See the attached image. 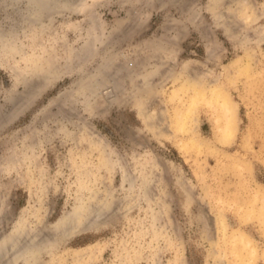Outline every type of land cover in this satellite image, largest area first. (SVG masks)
<instances>
[{"label": "rangeland", "instance_id": "374dc122", "mask_svg": "<svg viewBox=\"0 0 264 264\" xmlns=\"http://www.w3.org/2000/svg\"><path fill=\"white\" fill-rule=\"evenodd\" d=\"M69 1L0 0V240L37 237L29 264H264V0Z\"/></svg>", "mask_w": 264, "mask_h": 264}, {"label": "bare ground", "instance_id": "6f19581e", "mask_svg": "<svg viewBox=\"0 0 264 264\" xmlns=\"http://www.w3.org/2000/svg\"><path fill=\"white\" fill-rule=\"evenodd\" d=\"M67 2H70V1L69 0H29V4L32 6V8H31L32 14L41 13V10H42L44 4H50V5L55 4V6H56V5H60L61 3L62 4L65 3L66 4ZM202 97H204V96H202ZM198 99H201V98H198ZM209 100H213V102L215 103L214 104L215 107L217 108V110H219V116H220V118H222V121H223V122H221L220 127H219V133H218V137H217L218 141L223 142L225 137H226V135H228V134H231V135L235 136V134H236V120L237 119H236V114H235L236 112H235L234 107L231 105L232 101L230 100V98L228 96H224L223 98H219V94L216 93V89H215L213 91V94H212V96H211V98ZM211 104H213V103H211ZM104 205L103 206L101 205V207H104ZM98 207L101 208L100 206H97V208ZM107 207H109V206H107ZM88 210H89V208H88ZM85 211H87V209ZM82 214H84V212ZM86 214L88 215L87 212H86ZM100 214H101V212H100ZM105 214H107V212ZM93 217H94V215H93ZM263 220H264V218H263ZM61 222H62V220L61 221L59 220L56 223V226H59L61 224ZM17 232H19V231H17ZM23 232L25 233L26 231H23ZM14 234H16V233H14ZM20 234H18V236ZM22 235H24V234H22ZM38 235L36 234V236H38ZM40 236H38V237H40ZM25 237H26V239L28 238L27 236H25ZM46 237H48V236H46ZM34 238L35 239H33V236H32V239L30 238L31 240L30 239H28V240L25 239L26 241L25 240L24 241H17L16 238H14V239L13 238L12 239H4L3 238L4 240L3 239L0 240V264H11V263L15 262L18 259L19 260L22 259V260H24V262L26 264H29L30 262L28 261L29 259H28L27 256H28V254L34 252L33 249L36 248L35 247L36 244L39 243V241H37L38 243L35 241L37 237H34ZM46 240H47V238H46ZM1 260H3V262Z\"/></svg>", "mask_w": 264, "mask_h": 264}]
</instances>
